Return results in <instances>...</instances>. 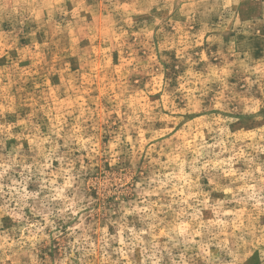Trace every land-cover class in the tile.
Instances as JSON below:
<instances>
[{"label": "rangeland", "instance_id": "rangeland-1", "mask_svg": "<svg viewBox=\"0 0 264 264\" xmlns=\"http://www.w3.org/2000/svg\"><path fill=\"white\" fill-rule=\"evenodd\" d=\"M0 264H264V0H0Z\"/></svg>", "mask_w": 264, "mask_h": 264}]
</instances>
